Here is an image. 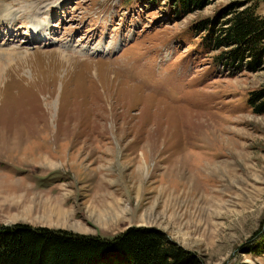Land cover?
Wrapping results in <instances>:
<instances>
[{
  "label": "rangeland",
  "instance_id": "374dc122",
  "mask_svg": "<svg viewBox=\"0 0 264 264\" xmlns=\"http://www.w3.org/2000/svg\"><path fill=\"white\" fill-rule=\"evenodd\" d=\"M137 3L0 0V226L150 228L198 264H264L250 253L264 240V115L249 104L264 101V56L224 68L196 32L243 5L264 19V0H205L183 19Z\"/></svg>",
  "mask_w": 264,
  "mask_h": 264
},
{
  "label": "trees",
  "instance_id": "16d2710c",
  "mask_svg": "<svg viewBox=\"0 0 264 264\" xmlns=\"http://www.w3.org/2000/svg\"><path fill=\"white\" fill-rule=\"evenodd\" d=\"M138 1V5L143 0ZM159 5L163 0H149ZM172 19H183L203 9L205 0H165ZM222 15V13H221ZM225 23L216 18L196 25L204 33V44L221 51L218 61L230 69L238 62L264 56V19L254 8L238 6L226 14ZM225 25L226 28L217 29ZM230 51H225V50ZM255 96V97H254ZM249 104L257 115H264V101L254 95ZM264 245V240L263 244ZM261 243L250 253L264 250ZM198 264L186 252L166 241L150 228H131L114 239L81 236L65 231L0 226V264Z\"/></svg>",
  "mask_w": 264,
  "mask_h": 264
},
{
  "label": "bare ground",
  "instance_id": "6f19581e",
  "mask_svg": "<svg viewBox=\"0 0 264 264\" xmlns=\"http://www.w3.org/2000/svg\"><path fill=\"white\" fill-rule=\"evenodd\" d=\"M35 4H36V2H34ZM4 6H7V5H5V4H3ZM9 7V6H8ZM8 7H3L2 5H0V14H2L3 12H6L7 13V11H8ZM0 19L1 20H3L4 22L2 23V24H0V26H3V24H5L6 23V18H4L3 16H1L0 15ZM11 31V35H12V33L13 32H15L16 34L18 33V31H15V29L12 27V29L10 30ZM37 32H38V30H36ZM24 35H26V32L25 31H21V36H24ZM35 35H37L38 36V34H35ZM32 43H34V42H32ZM103 71V70H102ZM103 72H105V71H103ZM106 74H108V76H109V78L108 77H106L107 78V80L106 81H104V80H102L101 78V84L102 83H105V85L109 88V90H111V86H112V83H113V81L111 80V78L113 77V74H110L109 75V73H107V72H105ZM105 78V77H104ZM116 79V78H115ZM114 84V83H113ZM116 84H118L121 88H122V92L120 93V99H123L122 101L123 102H126L127 104H129V105H131V103L130 102H132V97H133V95H131L132 93H135V94H137V92H136V89H134L133 87H131V86H128V85H126V84H124V83H119L118 82V80H117V82H116ZM103 86V85H102ZM106 87V88H107ZM115 88V87H114ZM106 90V89H105ZM117 93H119V92H117ZM116 94V93H115ZM128 96V97H126V100H125V96ZM117 98H119V96L117 97ZM142 99L144 98L145 100H146V102H149L150 104H152V103H154V104H156V105H158V107H162L163 109H165V108H167V105H165V104H163V103H160V102H155V101H153L151 98H148V97H141ZM119 99V100H120ZM128 99H129V101H128ZM131 99V100H130ZM155 105V106H156ZM147 107V106H146ZM146 107H144V108H146ZM144 108H143V110H144ZM169 109H171V108H169ZM158 111V110H157ZM152 112V111H151Z\"/></svg>",
  "mask_w": 264,
  "mask_h": 264
}]
</instances>
